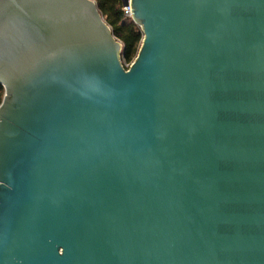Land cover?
Wrapping results in <instances>:
<instances>
[{
  "label": "water",
  "instance_id": "1",
  "mask_svg": "<svg viewBox=\"0 0 264 264\" xmlns=\"http://www.w3.org/2000/svg\"><path fill=\"white\" fill-rule=\"evenodd\" d=\"M130 7L0 0V264H264V0Z\"/></svg>",
  "mask_w": 264,
  "mask_h": 264
},
{
  "label": "trees",
  "instance_id": "2",
  "mask_svg": "<svg viewBox=\"0 0 264 264\" xmlns=\"http://www.w3.org/2000/svg\"><path fill=\"white\" fill-rule=\"evenodd\" d=\"M103 19L111 28L114 37L122 44V63L126 69L136 60L142 46L144 35L141 27L124 15L123 0H93ZM5 89L0 85V105Z\"/></svg>",
  "mask_w": 264,
  "mask_h": 264
},
{
  "label": "built area",
  "instance_id": "3",
  "mask_svg": "<svg viewBox=\"0 0 264 264\" xmlns=\"http://www.w3.org/2000/svg\"><path fill=\"white\" fill-rule=\"evenodd\" d=\"M129 1V5L128 6H124L123 10H124V15H125V18L128 19V20H133L132 19V11H131V7H130V2L131 0H128Z\"/></svg>",
  "mask_w": 264,
  "mask_h": 264
}]
</instances>
